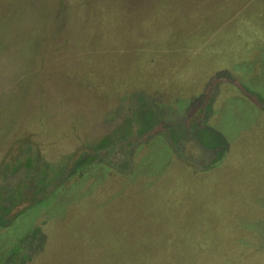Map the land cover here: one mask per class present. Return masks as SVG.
<instances>
[{
    "label": "rangeland",
    "instance_id": "374dc122",
    "mask_svg": "<svg viewBox=\"0 0 264 264\" xmlns=\"http://www.w3.org/2000/svg\"><path fill=\"white\" fill-rule=\"evenodd\" d=\"M0 264H264V0H0Z\"/></svg>",
    "mask_w": 264,
    "mask_h": 264
}]
</instances>
